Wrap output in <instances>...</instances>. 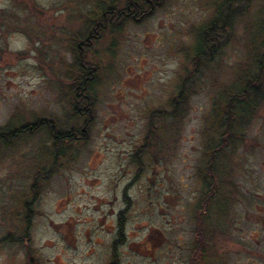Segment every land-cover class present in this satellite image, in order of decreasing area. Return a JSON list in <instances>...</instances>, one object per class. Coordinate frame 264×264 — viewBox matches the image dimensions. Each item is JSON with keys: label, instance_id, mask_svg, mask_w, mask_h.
Masks as SVG:
<instances>
[{"label": "rangeland", "instance_id": "1", "mask_svg": "<svg viewBox=\"0 0 264 264\" xmlns=\"http://www.w3.org/2000/svg\"><path fill=\"white\" fill-rule=\"evenodd\" d=\"M94 2L0 0V129L71 120L60 82L71 38ZM223 2L231 6L230 27L214 36L218 48L194 70L198 29ZM263 36L264 0H166L142 23H128L114 57L98 63L94 122L63 160L52 166L45 159L51 145L43 130L2 142L0 200L25 198L37 171H52L38 182V210L51 223L34 218L32 262L264 264V101L242 127L244 138L217 151L214 176L207 151L224 129L219 111L230 87L252 73L249 47ZM105 40L95 50L104 51ZM176 84L185 92L177 121L157 118L149 132L150 112L168 113ZM147 135L139 166L134 153ZM202 199L211 204L207 220ZM217 203L226 211L215 214Z\"/></svg>", "mask_w": 264, "mask_h": 264}, {"label": "flooded vegetation", "instance_id": "2", "mask_svg": "<svg viewBox=\"0 0 264 264\" xmlns=\"http://www.w3.org/2000/svg\"><path fill=\"white\" fill-rule=\"evenodd\" d=\"M165 1L95 0L91 10L84 14L82 28L77 30L71 38V47L67 49L71 62H69L68 68L63 71L60 82L62 99L71 108V120L62 122V119L57 121L46 118L34 119L28 124L20 125L13 129L10 139L7 141L13 143L22 135H30L35 131L43 130L46 132L51 145V151L46 152L45 159L51 160L52 166L63 160L66 155V148L70 147L71 144L86 139L89 128L94 122V107L97 104L99 74L103 70L98 63L103 61L102 59L106 55L110 59L114 57V51L117 47L116 36L121 34L128 23H142L147 18H150ZM106 37L109 38V41L105 44L108 47H105L106 49L102 52L95 50L97 44H100L103 40L106 41ZM179 90L176 84L173 94H171L166 104L170 109L168 113L156 109L150 112L148 119L149 132H154L152 128H154L157 118L169 116L174 118V121H177ZM151 140L152 135L145 136L143 145L138 147L134 153L135 161L139 166L142 165L140 162L142 153L145 152V148H150ZM215 161L209 164L210 171L213 168V176L214 172H216L214 168ZM222 161H224L223 158ZM42 167L40 171H37L36 176L31 178L30 184L27 186L28 194L25 198L0 200V256H2L0 264H34L32 259H30V256L34 253L32 245L33 232L35 230L34 218L48 217V224L49 222L51 223V217L38 210L40 203L38 200V182L39 180H44L52 172L50 167L48 169L44 166ZM223 169H225V166ZM140 170L141 167L138 171ZM208 203L209 201L204 205L203 211L206 220L208 219L206 212L211 206ZM220 203L228 206L226 198ZM219 204L217 203L215 207V214L216 210L221 213L226 211ZM118 220L121 221L120 217ZM208 222V228H210V220Z\"/></svg>", "mask_w": 264, "mask_h": 264}, {"label": "trees", "instance_id": "3", "mask_svg": "<svg viewBox=\"0 0 264 264\" xmlns=\"http://www.w3.org/2000/svg\"><path fill=\"white\" fill-rule=\"evenodd\" d=\"M133 2V1H131ZM230 13L231 6L225 2L218 5L216 10V16L212 21L207 24L202 25L198 29L196 36L197 43L193 53V67L194 70L197 65V61H201L204 58H211L214 48H218L215 45L214 36L219 35L225 28L230 27ZM207 48L210 54L204 52V49ZM249 56L247 65L251 68L252 73H244L242 78L238 79L229 89L228 95L229 98L227 102L222 103L221 115L223 116L224 129L219 133L216 140L213 141L212 145L207 147V151L210 153L209 164L213 163L216 159L219 158L217 151H221L223 146H231L236 143V141H241L244 138L241 129L242 127L249 122L258 114L263 101L264 94L261 91V86L264 77V36L260 39L257 47H249ZM240 83L239 89L235 90L234 85ZM185 95V92L182 88L179 90L178 99L182 98ZM12 130L0 129V140L1 142L6 143L12 135ZM61 136V134H60ZM224 159V158H223ZM208 166L210 167V165ZM208 173L213 176V168ZM205 188L209 191V197L212 198L209 189V183L207 180L203 181ZM207 203V199H202L200 206ZM204 207V206H203ZM202 207V208H203ZM204 217V216H202ZM202 220V219H201ZM199 223L202 225V222ZM196 236L203 234L200 229L196 230Z\"/></svg>", "mask_w": 264, "mask_h": 264}]
</instances>
